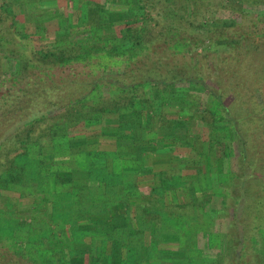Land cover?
<instances>
[{
    "label": "trees",
    "instance_id": "1",
    "mask_svg": "<svg viewBox=\"0 0 264 264\" xmlns=\"http://www.w3.org/2000/svg\"><path fill=\"white\" fill-rule=\"evenodd\" d=\"M153 1L80 0L67 18L57 3L0 0V264H244L252 252L264 264V191L252 193L264 162L252 164L247 127L264 110V0H220L204 41L171 12L154 34ZM8 22L26 43L9 45ZM196 87L212 123L179 127L161 110Z\"/></svg>",
    "mask_w": 264,
    "mask_h": 264
},
{
    "label": "rangeland",
    "instance_id": "2",
    "mask_svg": "<svg viewBox=\"0 0 264 264\" xmlns=\"http://www.w3.org/2000/svg\"><path fill=\"white\" fill-rule=\"evenodd\" d=\"M41 1H44V3L42 2V6L45 5L46 7H52L55 5V2L53 0H41ZM79 2H80V0H58V6L62 7V9L65 10L64 11L65 17H67V18L69 16H75L76 17V15H77L76 11L79 9L78 7L80 6ZM70 8L75 10V14L71 13L73 15H71V14L69 15L70 12L68 9H70ZM222 9H223V7L221 5L220 0H200L198 5H192L191 0H154L153 3H149L147 12L150 14L151 18L156 20V23L159 22L158 26H155L156 23L152 24V27L154 28V30H153L154 34H157L159 31L163 30L164 26L166 25L165 24L166 23L165 18L167 17L169 12H171L174 15L175 19L177 20L176 21L177 22L176 28L180 27L181 31H184L186 33V35L190 36L193 40H196V39L198 40V38H201L200 40L204 41V40H202L203 36H201V35H206L208 33L209 29L214 27V26H212L214 18H221L222 20L225 19L224 17H222V15L225 14L224 10H222ZM3 27H4V29L9 30V35H7L9 40H11L9 45H21L20 43H26V41H22V40L20 41L19 37L14 36V32L9 29L10 22L5 23L3 25ZM46 44H50V42H46ZM205 44H208L207 41ZM228 46H229V44L227 42L226 43H220L219 42L215 46H213L212 51L224 50L225 48L227 49ZM194 51L198 52L199 49L196 47L194 49ZM3 62L6 63L5 60H3ZM184 91L185 90L181 91L180 89H178L177 92H179V93H174V95L172 96V98H174V97H176V98L174 100L171 98V100H170V104L172 106H174L176 110H161L162 114L165 113V111H172V112L177 111L179 113V115L176 114V117H178L177 122H178L179 127L184 126L185 124L195 125L196 120L202 119L204 116L207 117V121L210 124V122L212 121L210 114L209 113H198V111H197V110H200L199 109L200 108L199 103L202 102V99L204 100V102L206 101L203 94H201L200 89H198L196 87V88L187 89L186 92H184ZM145 92H146V94L148 93V95H155V96H159L161 94L157 88L153 89V90L146 89ZM181 92H184L185 95H186V93H188V95H186V98ZM167 99H170V98H167ZM185 100L190 102L189 105L187 104V107L190 110H187V111L193 112L192 116L194 117V120H192V118H190L188 116V114H189L188 112H187L188 114L187 113L183 114V112L180 111L179 102L184 103ZM208 105H210V107L213 108V104H211V102H209V101L207 104V108L209 107ZM241 112H242V110H241ZM251 112L252 113L254 112L255 118L253 120L255 122V128H254V125H247V127L248 128L251 127L253 130L255 129V131H253L251 133L250 138H249V147L251 149L252 156H253L252 164L254 166H258V168L259 167L262 168L260 163L264 162V135H262L263 134L262 130L264 129V122H262L260 118L262 117V114L264 115V110H253V111L251 110ZM163 123H165V122H160V125ZM216 124H215L216 128H221L222 124H220V123H216ZM180 129H182V128H180ZM180 129L177 131V134L179 135L177 137V139L184 140L182 138L183 132H181ZM210 129H211V127H210ZM12 145H13V142H12ZM11 149L13 150V148H9V150H11ZM182 153H184V152H182ZM182 153L178 152V154H182ZM182 155H185V154H182ZM130 161L135 162V163L139 162L136 159L135 160L130 159ZM4 162H5V159H3L0 156V164H2ZM179 167H181V166H179ZM177 171H180L179 168H177ZM190 172H184V173H190ZM235 183L239 185L241 183V179H236ZM261 191H264V183L258 181V184L253 188L252 193L253 194L256 193L257 195H259V193ZM186 198H187L189 203H191V202L193 203L194 195H193V192L191 190H186ZM255 203L258 204V202H255ZM216 207L219 209L220 208L223 209V206L221 207L220 204L217 205ZM114 210L120 211L119 206L115 205ZM92 211H93L92 212V214H93L92 219L94 220L95 207L92 208ZM97 215L103 216L102 210L97 211ZM127 215L130 216L131 213L127 214ZM251 215L252 214H250V216ZM251 217L254 218L256 216L252 215ZM129 218H131V217H129ZM115 220H116L115 225H119V224H121L119 222L124 221L125 219H124L123 214L121 216V214L118 213L115 216ZM257 221L258 220H256V222ZM256 222H255V224H256ZM116 227H119V226H116ZM75 232H77L76 236L82 235L83 233H85V229L79 228V230H77V231L75 230ZM152 232L153 231L151 228L150 233H152ZM145 233L147 234L146 230H145ZM122 236H123L122 242L125 245V243L129 240V237H128L129 235L126 232L125 233L122 232ZM85 237H87V235ZM107 239H109L108 236H107ZM207 239H208V237L206 239H204V241H203V245L205 247H208ZM223 239H224L222 242L223 243V249H225L226 248L225 244H226L227 240H225L226 238H223ZM247 243L249 244L250 242H247ZM123 247L124 246H122L121 244H116L113 252H115L116 255H118L119 253H121L123 251ZM250 247L251 246H249V248ZM249 248L247 247V249H249ZM82 249L84 250V253H82V254H87L89 256L95 255V245L92 248H88L87 246L84 245V246H82ZM208 253H209L208 257H210V255L211 256L214 255L212 252L208 251ZM250 253H251V251H250ZM80 256H78V258ZM90 260H91V258H90ZM212 262H214V258L211 259V257H210L208 260H206L207 264H211ZM75 264H76V261H75ZM87 264H88V261H87ZM176 264H183V263H182V261H179V262H176ZM244 264H261L260 256L258 254L255 255V253L252 252L248 256V258L245 260Z\"/></svg>",
    "mask_w": 264,
    "mask_h": 264
},
{
    "label": "crops",
    "instance_id": "3",
    "mask_svg": "<svg viewBox=\"0 0 264 264\" xmlns=\"http://www.w3.org/2000/svg\"><path fill=\"white\" fill-rule=\"evenodd\" d=\"M53 1L58 4V0L57 1L53 0ZM42 2L44 3V1H42Z\"/></svg>",
    "mask_w": 264,
    "mask_h": 264
}]
</instances>
